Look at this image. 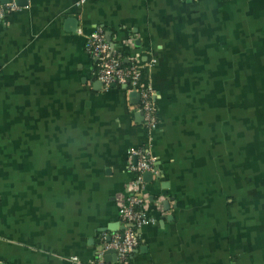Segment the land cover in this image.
I'll return each instance as SVG.
<instances>
[{"label":"crops","instance_id":"1","mask_svg":"<svg viewBox=\"0 0 264 264\" xmlns=\"http://www.w3.org/2000/svg\"><path fill=\"white\" fill-rule=\"evenodd\" d=\"M81 1L25 0L0 26V264H92L124 232L147 135L139 95L97 80L96 30L125 65L155 61V223L130 263L264 264V0Z\"/></svg>","mask_w":264,"mask_h":264},{"label":"built area","instance_id":"2","mask_svg":"<svg viewBox=\"0 0 264 264\" xmlns=\"http://www.w3.org/2000/svg\"><path fill=\"white\" fill-rule=\"evenodd\" d=\"M85 0L81 1L83 4ZM20 8L14 0L3 4L0 0V26L7 23L8 16ZM86 50L96 61V77L102 84L103 89L109 90L112 85L127 86V90L136 92L140 97L139 112L143 116V128L147 135L146 147L140 150H131L129 158H137V164L130 166L134 174V180L125 202L119 207V218L124 227L122 234H115L108 242L102 240L96 249L95 260L92 264H106L105 256L109 251H115L116 264H130L131 255L139 248L140 239L138 230L155 223V219L149 215L150 205L147 194V182L145 174H152L160 178L156 166V160L152 154L153 136L158 131L160 120L158 105L156 102V91L151 83L144 81L146 74L155 67V61L142 64L134 59L127 65L123 62L118 50L106 42L102 30L94 31L87 37Z\"/></svg>","mask_w":264,"mask_h":264},{"label":"rangeland","instance_id":"3","mask_svg":"<svg viewBox=\"0 0 264 264\" xmlns=\"http://www.w3.org/2000/svg\"><path fill=\"white\" fill-rule=\"evenodd\" d=\"M256 118H253V120ZM256 122L254 121V127L253 128H244V127H237V143H236V148L238 153L244 152L245 151V145L243 140V137H241L240 135H247L249 134L250 137H254V139H260L259 137V133L261 128H257L255 126ZM243 131V133H242ZM264 132V129H263ZM260 150H262V148L260 147L259 143H253L252 144V152L256 153L259 152Z\"/></svg>","mask_w":264,"mask_h":264},{"label":"water","instance_id":"4","mask_svg":"<svg viewBox=\"0 0 264 264\" xmlns=\"http://www.w3.org/2000/svg\"><path fill=\"white\" fill-rule=\"evenodd\" d=\"M2 1V3L3 4H6V3H8V2H10L11 0H1ZM16 4L18 5V6H20V7H22V6H25L26 4H25V0H16ZM111 87H113V88H116L117 87V85H112ZM124 89H127V86H122ZM135 94H137L136 92H134L133 93V95H135ZM141 114V113H140ZM142 115V114H141ZM151 174L150 173H148V174H145V176H144V178H145V181L147 182V181H149L150 180V178H151ZM127 227H124L123 226V231H125V229H126ZM110 253H115V251H109L107 254H106V256H105V259L107 258V255H109ZM116 254V253H115Z\"/></svg>","mask_w":264,"mask_h":264},{"label":"trees","instance_id":"5","mask_svg":"<svg viewBox=\"0 0 264 264\" xmlns=\"http://www.w3.org/2000/svg\"><path fill=\"white\" fill-rule=\"evenodd\" d=\"M131 264V263H130Z\"/></svg>","mask_w":264,"mask_h":264}]
</instances>
